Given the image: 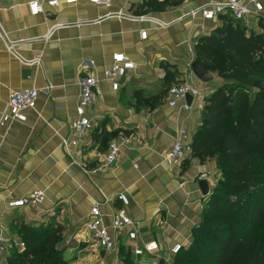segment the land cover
Masks as SVG:
<instances>
[{"label": "crops", "instance_id": "obj_1", "mask_svg": "<svg viewBox=\"0 0 264 264\" xmlns=\"http://www.w3.org/2000/svg\"><path fill=\"white\" fill-rule=\"evenodd\" d=\"M29 1L0 0V111L6 109L11 91L30 87L39 90L36 108L27 113L26 122L7 124L0 131V212L4 220L14 218L20 225L18 216L29 215L36 208L57 209L73 230L84 225L90 209L97 205L103 224L109 227L120 206L116 197L125 193L129 200L127 214L135 224L138 243L154 242L165 251L176 243L183 245L200 221L206 202L198 182H206L209 194L213 189L209 178L216 173V165L212 160L200 162L192 154L175 174L164 157L181 131L192 142L204 105L191 100L186 110L183 106L189 104L185 99L169 107L167 91L152 109L140 108L138 102L166 83L164 66L172 67L176 81L184 77L185 65L194 59V44L219 24L184 15L222 0H185L178 6L150 12H142L148 6L141 7L148 0H111L109 9L91 5L88 0L73 4L58 0V7L45 5L44 13L34 16L28 11ZM139 16L167 26L134 20ZM242 24L247 32L255 30L253 19L248 25ZM140 30H146L145 40L140 39ZM8 42L16 45L20 58L8 53ZM116 53L125 54L135 68L119 81V89L112 91L105 73ZM37 58L38 65L27 64ZM83 62L99 81L102 96L86 110L93 128L78 146L70 148L69 154L62 141L70 139L71 124L77 118ZM192 78L205 101L215 85L208 87L194 75ZM140 89L147 90L148 95ZM111 131H124L129 142L122 147L118 162L97 173H84L78 165L86 164L88 169L98 165L106 151L101 150L102 142ZM33 190L44 193L40 206L16 213L5 211L7 200L24 197ZM75 237L77 243L89 247L84 230ZM123 242L124 237H120L119 250L128 252ZM152 257L156 256L139 260L130 255L141 264Z\"/></svg>", "mask_w": 264, "mask_h": 264}, {"label": "trees", "instance_id": "obj_2", "mask_svg": "<svg viewBox=\"0 0 264 264\" xmlns=\"http://www.w3.org/2000/svg\"><path fill=\"white\" fill-rule=\"evenodd\" d=\"M184 1L148 0L141 7L164 8ZM237 23L221 16L194 45V59L206 70L210 60L223 56L219 75L228 80L205 98L191 142L200 162L215 161L220 182L203 209L202 226L194 229L191 244L182 247L172 264H264V236L256 239L264 222V31L247 32ZM163 68L170 86L176 82L172 67ZM164 95H157L158 104ZM16 231L25 249L12 251L6 264H64L55 249L61 226ZM119 255L130 258L122 250Z\"/></svg>", "mask_w": 264, "mask_h": 264}, {"label": "built area", "instance_id": "obj_3", "mask_svg": "<svg viewBox=\"0 0 264 264\" xmlns=\"http://www.w3.org/2000/svg\"><path fill=\"white\" fill-rule=\"evenodd\" d=\"M79 0H64L65 4L77 3ZM91 5L102 6L106 9L111 7V0H88ZM56 8L60 5L58 0H31L27 3L28 11L31 15L44 13V6ZM117 16H121L117 13ZM221 16H226L234 22H241L248 25V20L253 19L256 23V32H262L264 27V3L263 0H222L219 3H212L199 6L188 11L184 18L200 17L205 22L219 21ZM134 20L139 22H151L159 27H166L155 19L147 16L134 17ZM247 28H249L247 26ZM50 36L47 33L45 38ZM139 36L141 40L147 37L146 30H140ZM7 51L16 58H20L16 45L7 43ZM27 64L38 65L39 59H34ZM190 62L184 69V77L175 83L171 84L167 89L166 102L169 107H175L179 100H185L186 96L192 100H198L199 106L204 105V99L200 96L197 86L193 83V74L190 70ZM135 68V65L123 53H116L111 57V65L105 73V78L109 82L112 91L119 89V81L127 78L130 72ZM89 71V65L83 62L80 65V73L82 76L79 79V101L76 109L77 118L71 124L70 139H63L62 145L70 154V148L79 145L81 140L93 128V123L87 116L86 110L96 104L102 96V90L97 78ZM47 90V89H46ZM39 90L35 88H24L11 91L8 96L6 109L0 111V131L3 126L12 123L23 124L27 120V113L34 111L36 108ZM184 109H190L191 105L184 104ZM128 138L119 134L118 137L109 143L106 151L102 156V160L93 169H88L86 164L80 163L78 166L84 173H97L115 165L120 157V152L123 146L128 145ZM192 155L191 142L187 139L184 131H181L178 137L173 141L167 150L164 161L172 173L178 174L184 162ZM73 164H76L72 161ZM117 200L120 206L115 209L110 226L103 224L99 213L98 206L95 205L90 209V212L84 222L83 229L88 234L89 247L92 251L110 253L117 255L119 253L118 239L124 237L123 247L130 255L137 259H142L148 256H158L160 248L154 242L138 243V235L136 227L130 216L127 214L129 200L125 193L117 195ZM44 201V193L39 190H33L26 196L16 199H9L5 203V211L16 213L27 207H38ZM9 225L14 227L18 223L13 220L7 222L0 212V264H6V261L12 251L22 253L25 245L18 235L16 230L9 228ZM12 226V227H13ZM111 231V232H110ZM183 245L174 244L166 250V257L173 258Z\"/></svg>", "mask_w": 264, "mask_h": 264}, {"label": "rangeland", "instance_id": "obj_4", "mask_svg": "<svg viewBox=\"0 0 264 264\" xmlns=\"http://www.w3.org/2000/svg\"><path fill=\"white\" fill-rule=\"evenodd\" d=\"M264 3V0H263ZM168 5H166L164 8L166 9ZM159 7L156 6H150L147 8H144L142 12H150L154 9H158ZM158 11V10H157ZM238 26L243 27L242 23H237ZM262 31H264V27L262 28ZM195 45V44H194ZM223 64V56L219 55L212 60L208 62V71L210 74V82L208 83V87H212L215 85H221L222 83H225L228 81L226 78L223 77V75H219V71L222 68ZM176 77V74L174 75ZM169 88V85L167 83L160 84L159 88L153 93V95L157 92L163 91L166 93L167 89ZM140 93L143 95H148L146 93L147 90L140 89ZM151 95L150 97L146 98V100L139 101L138 105L140 108H150L152 109L156 105H158V99L157 95L154 97ZM153 96V98H152ZM96 131V130H95ZM108 134L105 137V141L102 142L101 150L107 149L106 146L109 145L110 142L115 140L119 132L111 131L107 132ZM214 161V160H212ZM215 162V161H214ZM211 185L213 189L219 184L220 182V173L216 171L215 174H213L209 178ZM213 189L209 192V194L206 196V202L205 206L208 202V197L213 191ZM31 214L25 215V216H18L20 218L21 224L18 226L19 228H26L29 229H35L36 231H49L52 228H55L57 226L62 227V238L57 242L55 245V249L61 253V257L64 261V264H141L138 262L133 261L131 258H127L124 255H116V256H108L105 255L102 252L99 251H92L90 247H88V244L86 243H77L75 234L79 232H83V226L76 227L73 230L70 229L69 223L67 219L60 213L59 210H40L38 208L34 209L33 212H30ZM202 214L200 216V221L192 228L189 234V239L186 243L183 244L184 248H187L191 242L193 237L196 235L194 233V229H196L198 226H202ZM207 224L204 223V225ZM16 227H12L13 230H16ZM79 229V230H78ZM264 236V222L262 225V228L260 229L258 236L256 239H259ZM75 237V238H74ZM159 247V246H158ZM166 251L160 249V254L156 257H152L149 260H145L142 264H160V261L163 264H172L173 259L166 257ZM242 259V258H241ZM239 264V263H238Z\"/></svg>", "mask_w": 264, "mask_h": 264}, {"label": "water", "instance_id": "obj_5", "mask_svg": "<svg viewBox=\"0 0 264 264\" xmlns=\"http://www.w3.org/2000/svg\"><path fill=\"white\" fill-rule=\"evenodd\" d=\"M189 67H190L192 74L195 76L197 80H199L202 83L210 82L211 79H210L209 72L205 69V67L201 63H199V61L193 59L190 62ZM191 100H192L191 97L186 96V101L189 105L191 103ZM198 188L203 197H206L208 195V187L205 181H199Z\"/></svg>", "mask_w": 264, "mask_h": 264}]
</instances>
